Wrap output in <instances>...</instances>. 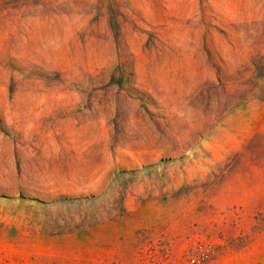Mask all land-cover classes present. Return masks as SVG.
Here are the masks:
<instances>
[{
  "label": "rangeland",
  "instance_id": "obj_1",
  "mask_svg": "<svg viewBox=\"0 0 264 264\" xmlns=\"http://www.w3.org/2000/svg\"><path fill=\"white\" fill-rule=\"evenodd\" d=\"M0 264H264V0H0Z\"/></svg>",
  "mask_w": 264,
  "mask_h": 264
},
{
  "label": "built area",
  "instance_id": "obj_2",
  "mask_svg": "<svg viewBox=\"0 0 264 264\" xmlns=\"http://www.w3.org/2000/svg\"><path fill=\"white\" fill-rule=\"evenodd\" d=\"M195 260L194 259H191V262H194Z\"/></svg>",
  "mask_w": 264,
  "mask_h": 264
}]
</instances>
